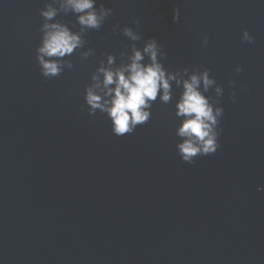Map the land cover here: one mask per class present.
I'll return each instance as SVG.
<instances>
[{
    "label": "water",
    "instance_id": "water-1",
    "mask_svg": "<svg viewBox=\"0 0 264 264\" xmlns=\"http://www.w3.org/2000/svg\"><path fill=\"white\" fill-rule=\"evenodd\" d=\"M50 2L0 0V264H264V0H97L113 14L85 33L94 54L46 78L36 49ZM58 19L79 30L74 14ZM117 24L138 47L156 37L170 71L211 69L224 87L215 154L182 160L174 101L123 137L89 115L99 61L119 64L133 43Z\"/></svg>",
    "mask_w": 264,
    "mask_h": 264
},
{
    "label": "clouds",
    "instance_id": "clouds-1",
    "mask_svg": "<svg viewBox=\"0 0 264 264\" xmlns=\"http://www.w3.org/2000/svg\"><path fill=\"white\" fill-rule=\"evenodd\" d=\"M61 13H72L76 17L79 30H73L68 23L58 19ZM113 14V9L103 3L97 7V0H51L40 9L43 22L40 26V44L36 49V60L41 74L46 78L58 77L65 68H73L68 57L78 50L82 60L94 54L93 48L85 50V33L100 30L105 20ZM180 18L179 9L174 10L173 20ZM139 25V21H136ZM122 31L133 43L130 51H121V61L109 53L99 61V66L86 85L84 100L89 115L99 110L111 122L112 132L123 137L133 134L137 127L147 123L152 117L153 104L159 100L163 104L174 101L175 116L179 120L175 135L180 138L176 144L178 154L184 162L194 163L198 156L215 154L220 148L219 125L224 114L219 105V97L224 95L223 85L211 76V69H177L170 71L162 61L166 53L156 37L145 41L144 46L135 43L142 39L132 27L114 25L113 31ZM242 39L254 43L255 37L245 29ZM208 37L204 36L203 46ZM243 71L242 65L235 68ZM234 86L236 81L229 82ZM175 88H182L176 97ZM214 90L215 98L206 95ZM233 101L236 94L233 92ZM264 191V188L260 189Z\"/></svg>",
    "mask_w": 264,
    "mask_h": 264
}]
</instances>
